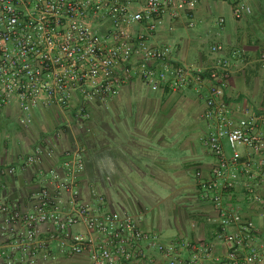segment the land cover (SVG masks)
<instances>
[{
    "label": "built area",
    "instance_id": "2783aa9c",
    "mask_svg": "<svg viewBox=\"0 0 264 264\" xmlns=\"http://www.w3.org/2000/svg\"><path fill=\"white\" fill-rule=\"evenodd\" d=\"M253 1L0 0V104L17 106L27 115L26 127L37 110L68 113L71 122L84 126L95 107L109 105L135 80L153 91L178 92L193 85L200 93L207 86L201 142L215 162L208 177L197 172L199 192L214 208L216 238L229 247L230 263L264 264L257 227L233 201L237 191L263 201L264 112L233 117L225 99L233 61L221 44L210 46L212 65L199 68L179 59L174 42L154 43L159 33H174L179 24L195 30L201 5H226L232 18L242 21L253 14ZM225 25L220 16L218 28ZM262 62L264 67V54ZM44 144L36 145L26 164L58 148L56 137ZM65 158L62 172L52 170L48 186L35 195L32 210L0 202L3 264L53 262L61 256H87L92 264H158L153 249L167 264H202L211 257L205 244L180 239L163 244L158 232L143 230L129 213L77 203L84 150L67 149ZM76 227L84 230L74 232ZM186 249L192 254L184 263L179 255Z\"/></svg>",
    "mask_w": 264,
    "mask_h": 264
},
{
    "label": "crops",
    "instance_id": "0c3cea01",
    "mask_svg": "<svg viewBox=\"0 0 264 264\" xmlns=\"http://www.w3.org/2000/svg\"><path fill=\"white\" fill-rule=\"evenodd\" d=\"M253 9V15L235 21L226 5L204 4L196 9L195 30L179 24L176 32H161L154 41L174 42L179 48V59L199 68L212 65L210 46L221 44L223 54L233 61L225 99L236 120L264 112V4L254 0ZM220 16L226 19L223 30L217 26ZM207 91L205 86L198 93L193 85L178 92L153 91L144 81L135 80L123 87L109 105L95 107L84 126L71 122L68 113L37 110L32 114V125L26 127L27 115L17 106L0 104V202L17 205L23 211L32 210L38 203L35 195L49 184L51 171L62 172L65 151L80 146L84 150L85 170L75 194L77 203L93 204L101 212L129 213L143 230L158 232L165 245L177 239L205 244L211 257L202 264H231L229 247L216 238V213L212 204L201 197L196 176L203 171L208 177L215 162L201 142L206 129L202 116ZM86 131L92 132L93 137L83 138ZM55 137L56 152H45L34 164L25 163L36 145H45L44 140ZM176 148L178 153L171 154ZM171 189L177 191L176 201L171 198ZM259 191L262 202L249 200L245 191L234 193L233 201L254 221L257 244L261 246L264 182ZM175 202L179 222L177 234L170 235L178 236L168 239L153 220H169ZM191 254L189 249L181 250L179 257L186 263ZM151 255L158 264H167L154 249ZM38 264L92 263L87 256H61L53 262L41 259Z\"/></svg>",
    "mask_w": 264,
    "mask_h": 264
},
{
    "label": "rangeland",
    "instance_id": "374dc122",
    "mask_svg": "<svg viewBox=\"0 0 264 264\" xmlns=\"http://www.w3.org/2000/svg\"><path fill=\"white\" fill-rule=\"evenodd\" d=\"M225 14H228V11L227 10L225 11ZM91 133H90V131L84 132L83 138L93 137V136H91ZM81 135H82V133H81ZM177 153H178L177 148L174 149V150H171V154L176 155ZM171 192H173V195H171V198L174 197L173 200L176 201L178 199V197L176 196L177 195V191L174 190V189H171ZM173 208H174V210H173V213H171V217H170L169 220L168 219L166 220V218H163V219H159L158 218V219H154L153 220V222L155 224V227L158 230L161 228L162 229V232H164L163 233V236H166L168 239H171L172 237L174 238L175 236H178V235H175V234L174 235H170L171 233H176V231H177L176 229L178 227V222H179V220H178V214H177V202H175V204L173 205ZM164 240H165V237H163V241Z\"/></svg>",
    "mask_w": 264,
    "mask_h": 264
},
{
    "label": "trees",
    "instance_id": "16d2710c",
    "mask_svg": "<svg viewBox=\"0 0 264 264\" xmlns=\"http://www.w3.org/2000/svg\"><path fill=\"white\" fill-rule=\"evenodd\" d=\"M261 4H264V0H261ZM253 15V14H252Z\"/></svg>",
    "mask_w": 264,
    "mask_h": 264
}]
</instances>
